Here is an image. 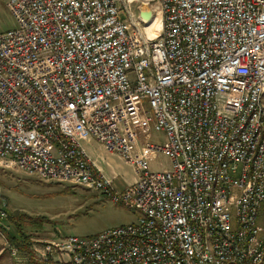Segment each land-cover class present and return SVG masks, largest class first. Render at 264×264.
<instances>
[{"label": "built area", "instance_id": "1", "mask_svg": "<svg viewBox=\"0 0 264 264\" xmlns=\"http://www.w3.org/2000/svg\"><path fill=\"white\" fill-rule=\"evenodd\" d=\"M6 6L0 167L80 184L137 212L93 234L43 239L33 253L63 264H260L264 0ZM91 140L130 164L134 180L117 189ZM158 153L167 168L151 166Z\"/></svg>", "mask_w": 264, "mask_h": 264}, {"label": "rangeland", "instance_id": "2", "mask_svg": "<svg viewBox=\"0 0 264 264\" xmlns=\"http://www.w3.org/2000/svg\"><path fill=\"white\" fill-rule=\"evenodd\" d=\"M13 25L14 19L6 6V0H0V31ZM150 139L162 142L163 134L153 131ZM85 146L94 157L102 156L104 160L98 163L107 172L114 169L113 181L117 189L134 180L133 167L118 155L106 151L95 140L85 142ZM169 164L168 157L163 153H158L151 160L153 168H167ZM0 181L8 213L20 222L23 233L37 247L42 245L43 239L67 233L93 234L106 227L129 222L137 216L135 210L85 186L66 180L40 179L18 167H0ZM260 215L263 222L264 210H261ZM0 225L15 232L9 215L0 218ZM11 246L14 245L8 243L0 232V264H63L61 255L56 259L42 260L36 254L28 256L19 250L13 253Z\"/></svg>", "mask_w": 264, "mask_h": 264}, {"label": "trees", "instance_id": "3", "mask_svg": "<svg viewBox=\"0 0 264 264\" xmlns=\"http://www.w3.org/2000/svg\"><path fill=\"white\" fill-rule=\"evenodd\" d=\"M15 226V232L7 230L4 226L0 225V232L4 235L8 243L14 245L19 251L25 252L28 256H33V244L34 242L29 241V236L24 234L20 222L14 220L13 215L7 211V217ZM260 264H264V259Z\"/></svg>", "mask_w": 264, "mask_h": 264}, {"label": "crops", "instance_id": "4", "mask_svg": "<svg viewBox=\"0 0 264 264\" xmlns=\"http://www.w3.org/2000/svg\"><path fill=\"white\" fill-rule=\"evenodd\" d=\"M89 152V154L94 158V159H96L97 160V162L98 161H103L104 159L102 158V156L101 155H99L98 157H94V155L90 152V151H88ZM100 165V164H99ZM102 168H103V170H104V172L106 173V174H108V175H113V172H115L114 171V169L112 168V170H109L108 172L105 170V168L103 167V165L101 164L100 165ZM111 168V167H110Z\"/></svg>", "mask_w": 264, "mask_h": 264}, {"label": "water", "instance_id": "5", "mask_svg": "<svg viewBox=\"0 0 264 264\" xmlns=\"http://www.w3.org/2000/svg\"><path fill=\"white\" fill-rule=\"evenodd\" d=\"M141 14L145 17L148 18L151 16V10L150 9H144L141 11Z\"/></svg>", "mask_w": 264, "mask_h": 264}, {"label": "bare ground", "instance_id": "6", "mask_svg": "<svg viewBox=\"0 0 264 264\" xmlns=\"http://www.w3.org/2000/svg\"><path fill=\"white\" fill-rule=\"evenodd\" d=\"M154 24L158 27L160 25L159 18L154 19Z\"/></svg>", "mask_w": 264, "mask_h": 264}]
</instances>
